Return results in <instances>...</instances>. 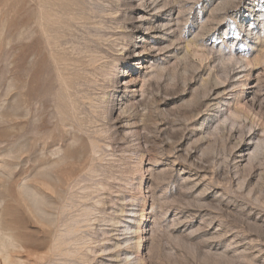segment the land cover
Wrapping results in <instances>:
<instances>
[{
	"label": "rangeland",
	"instance_id": "obj_1",
	"mask_svg": "<svg viewBox=\"0 0 264 264\" xmlns=\"http://www.w3.org/2000/svg\"><path fill=\"white\" fill-rule=\"evenodd\" d=\"M0 264H264V0H0Z\"/></svg>",
	"mask_w": 264,
	"mask_h": 264
},
{
	"label": "bare ground",
	"instance_id": "obj_2",
	"mask_svg": "<svg viewBox=\"0 0 264 264\" xmlns=\"http://www.w3.org/2000/svg\"><path fill=\"white\" fill-rule=\"evenodd\" d=\"M149 53H150V52H149ZM151 54H152V53H151ZM147 56H149V57H150L151 55L149 54V55H147ZM197 104H198V103H197Z\"/></svg>",
	"mask_w": 264,
	"mask_h": 264
}]
</instances>
